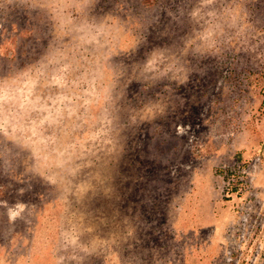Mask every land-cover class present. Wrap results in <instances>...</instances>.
<instances>
[{
  "label": "rangeland",
  "instance_id": "rangeland-1",
  "mask_svg": "<svg viewBox=\"0 0 264 264\" xmlns=\"http://www.w3.org/2000/svg\"><path fill=\"white\" fill-rule=\"evenodd\" d=\"M264 0H0V264H264Z\"/></svg>",
  "mask_w": 264,
  "mask_h": 264
},
{
  "label": "trees",
  "instance_id": "trees-1",
  "mask_svg": "<svg viewBox=\"0 0 264 264\" xmlns=\"http://www.w3.org/2000/svg\"><path fill=\"white\" fill-rule=\"evenodd\" d=\"M261 104L264 105V94L262 95Z\"/></svg>",
  "mask_w": 264,
  "mask_h": 264
}]
</instances>
